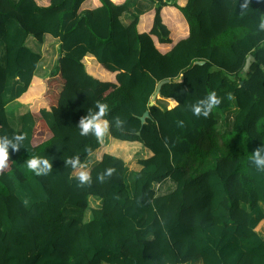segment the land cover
<instances>
[{
    "label": "trees",
    "instance_id": "trees-1",
    "mask_svg": "<svg viewBox=\"0 0 264 264\" xmlns=\"http://www.w3.org/2000/svg\"><path fill=\"white\" fill-rule=\"evenodd\" d=\"M85 1L0 0V139L25 137L0 169V264H264L256 230L264 171L252 163L264 144V0H148L145 12L133 0ZM170 7L188 35L161 51L158 42H171ZM123 13L134 15L128 24ZM45 34L59 40L58 56L41 77V54L26 40ZM163 80L158 94L172 107L149 106ZM213 91L221 103L193 115ZM231 98L236 112L221 132L215 110ZM99 103L108 105V132L81 135L80 119ZM109 139L135 154L102 152L81 185L66 161L85 164ZM33 156L52 169L29 170ZM167 178L174 189L158 194Z\"/></svg>",
    "mask_w": 264,
    "mask_h": 264
},
{
    "label": "clouds",
    "instance_id": "clouds-1",
    "mask_svg": "<svg viewBox=\"0 0 264 264\" xmlns=\"http://www.w3.org/2000/svg\"><path fill=\"white\" fill-rule=\"evenodd\" d=\"M260 29H264V20H261ZM221 103V97L217 96L215 91L211 92L206 98L199 100L197 103L191 105V111L193 115L199 117H207L214 107ZM98 111L94 114H90L80 119L79 127L81 135H88L93 133L96 137L102 138L109 128V123L106 119H103L108 111V105L99 103L97 105ZM182 123V122H181ZM14 140L8 138L0 139V169L6 166V160L9 156V147L13 151L21 147L23 140L25 139L23 134H13ZM264 144H261L255 151H253L252 163L257 169L264 171ZM70 163L73 168L81 169L76 176V179L81 185L90 183L91 178L89 172L86 170V165L80 164L78 158H73L66 161ZM26 166L29 170L37 175L42 173H48L52 169L51 162L41 156H33L26 161ZM111 170H109L110 174ZM103 179V177H100Z\"/></svg>",
    "mask_w": 264,
    "mask_h": 264
},
{
    "label": "crops",
    "instance_id": "crops-1",
    "mask_svg": "<svg viewBox=\"0 0 264 264\" xmlns=\"http://www.w3.org/2000/svg\"><path fill=\"white\" fill-rule=\"evenodd\" d=\"M37 3L39 5H47L48 4V0H36ZM146 2V8L143 10V12H145V10L147 8L150 9V7H152L154 4H151V2H149L148 0H133V4H132V8H134V6H138V5H141L143 3ZM186 1L187 0H176V2L181 5V6H184L186 4ZM97 4V0H86L84 3H83V7L82 8H91V7H94L96 6ZM134 5V6H133ZM163 13L165 15V17L168 18L167 20V24L168 26L170 27V38H171V42L170 43H157V46L160 48L161 51H167L169 50L172 45L177 42L179 39L181 38H184L188 35V31H187V25L185 22H182V23H177L173 17H174V13H175V10L174 8H171L170 7V12L169 14L165 13V11L163 10ZM173 14V15H172ZM170 15H172L170 17ZM132 17V15L130 16V18ZM127 14L126 13H123V16L121 17V20L124 24H128L130 21ZM165 20V18H164ZM166 21V20H165ZM49 34H45L44 35V40H47V42H49V45H54L55 47L58 48V43H59V40L57 38H54V37H51V36H48ZM33 38L31 36H29L26 40V45L28 47H30L32 50L36 51V52H39L41 54V59H43V51L41 49V47H37L36 46V42L34 40H32ZM43 43V42H42ZM58 52V50H57ZM58 56V54H57ZM38 67H39V64H38ZM37 67V69H38ZM37 69H36V73L37 75L43 77V76H46V74L44 75H40L38 72H37ZM154 97H152V100H153ZM154 101V100H153ZM160 101H162L164 103V107L166 108H170L172 107L170 104H169V98H166V99H162L160 98ZM155 103V101H154ZM17 101H11L9 102L7 105H6V109L8 111L12 110L13 111V120L15 121V116L18 115L17 114V110H19V107L17 106ZM157 105H159L160 107H162L160 104L156 103ZM26 105V104H25ZM10 109V110H9ZM6 110V111H7ZM135 146V145H134ZM136 147V146H135ZM93 153H95V156L94 157H91L89 158L85 164L83 165H86V170L89 172L90 168L92 167V165L99 160L100 157L98 156H101L102 152L98 154V150H95ZM150 152H148L147 150L143 151V155L147 156L149 155ZM142 155V154H141ZM140 158V157H139ZM137 163L135 162L134 165H129L128 168L129 170H136L137 169ZM76 170H81L79 168H77ZM75 170V172H76ZM74 172V173H75ZM175 187V182L170 179V178H167L165 179L163 182H161L160 184L157 185V188L159 189L158 191V194H163V193H166V192H169L171 191L172 189H174ZM92 201H95L96 203H98L96 206L100 205V200L98 198H95L92 197L89 199V203L91 205ZM95 207V206H94ZM259 208H260V211L261 213L264 215V203H259ZM88 219H90V216H87V219L85 221H87ZM256 230L258 231V233L263 237L264 239V219H262L258 225L256 226ZM103 264H109V263H103ZM181 264H202V261L201 259H195V260H191V261H187L185 263H181Z\"/></svg>",
    "mask_w": 264,
    "mask_h": 264
},
{
    "label": "rangeland",
    "instance_id": "rangeland-1",
    "mask_svg": "<svg viewBox=\"0 0 264 264\" xmlns=\"http://www.w3.org/2000/svg\"><path fill=\"white\" fill-rule=\"evenodd\" d=\"M141 6H143L142 8L144 9V7L146 6V1L145 3L141 4ZM128 18H130L131 15H127ZM133 16L129 19V21H131L133 19ZM50 36V35H48ZM52 37V36H51ZM35 42H36V46L37 47H41L42 51H43V59L40 60L39 62V67L37 69V72L40 75H44V74H48L50 69L53 67V65L55 64V61L57 59V47H55L54 45H49V42H47V40L43 41V43H39L34 37H32ZM3 60V52L0 49V62H2ZM153 100L155 101V104L158 103L160 104L163 108L165 109L166 107H164V103L162 101H160V98L162 99H166L164 97H161L160 95H154L153 96ZM152 100V98H151ZM19 110H17V114ZM216 114L218 115V129L221 132H229L231 129V124H232V118L234 113L236 112V106L234 103V99L231 98V107L228 108L227 110L223 111V110H215ZM18 115H16L17 117ZM132 145L130 144H121V143H112L111 140H106V142L104 143V145L102 146V148L99 150L98 154L101 152H110V153H115L117 155L123 156L126 160L132 158V156L135 154L134 150L136 149V147H132ZM139 156H141V154L139 153ZM100 157V156H98ZM79 172V170H76V172L73 174L74 176H77V173ZM92 199L94 196H91ZM98 203H96L95 201H92L91 206H96ZM87 216H90V213L88 212H84L83 214V221H85L87 219Z\"/></svg>",
    "mask_w": 264,
    "mask_h": 264
},
{
    "label": "water",
    "instance_id": "water-1",
    "mask_svg": "<svg viewBox=\"0 0 264 264\" xmlns=\"http://www.w3.org/2000/svg\"><path fill=\"white\" fill-rule=\"evenodd\" d=\"M254 61V56L253 55H249L247 58H246V61H245V64H244V67H243V71L246 72L248 71V69L250 68V65H251V62ZM204 61L203 60H197L194 62V64H203ZM167 80H163L161 81L158 86H157V89L154 93V95H159L158 94V89L160 87V85L165 82ZM153 95V96H154ZM154 104V101L153 100H150L149 101V106L153 105ZM149 117V111L148 110H145L144 113L140 116V122H141V125L144 124L146 122V119Z\"/></svg>",
    "mask_w": 264,
    "mask_h": 264
}]
</instances>
